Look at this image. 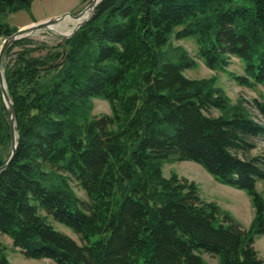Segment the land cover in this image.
Wrapping results in <instances>:
<instances>
[{
  "label": "trees",
  "instance_id": "trees-1",
  "mask_svg": "<svg viewBox=\"0 0 264 264\" xmlns=\"http://www.w3.org/2000/svg\"><path fill=\"white\" fill-rule=\"evenodd\" d=\"M30 2L0 0V37L17 29L2 16ZM173 37L193 39L196 57ZM30 43L16 40L3 59L19 49L2 59L17 144L0 171V232L14 247L55 264H208L201 253L264 264L254 247L264 234L256 187L264 161L248 156L264 123L244 99L232 102L217 76L185 75L199 58L238 84L264 85V0H99L68 38ZM233 55L243 74L228 69ZM95 97L109 114H93ZM253 105L264 118V99ZM0 146L8 149L1 165L10 152L3 103ZM182 160L245 190L254 208L247 228L194 180L163 174L165 162ZM0 264H12L1 241Z\"/></svg>",
  "mask_w": 264,
  "mask_h": 264
},
{
  "label": "rangeland",
  "instance_id": "rangeland-1",
  "mask_svg": "<svg viewBox=\"0 0 264 264\" xmlns=\"http://www.w3.org/2000/svg\"><path fill=\"white\" fill-rule=\"evenodd\" d=\"M89 1L90 0H31L30 5L27 8L7 12L4 16H2V18H4V20L9 23L11 27L19 29L25 25L42 21L64 12L78 13L89 3ZM76 22L77 20L68 16L54 25V30H37L29 36L32 41L30 45L44 43L48 46H53L61 37V35L56 31L67 33L73 28ZM3 40L4 37H0L1 43ZM172 43L174 45L183 46L191 55L196 57L197 48L193 39H177L173 37ZM17 49H19V46H15L9 55L5 56L3 60L7 61L8 58L11 57L12 53H14ZM230 59L231 62L228 69L235 74H243V63L239 60V58L233 55ZM196 60L197 66L192 69H186V76L190 78L209 77L212 75L217 76V85H219L226 92L231 101L236 102L238 98L244 99L246 101L245 105H247V107L251 110L253 119L259 123H264V118L253 105L254 99H264V85L256 84L253 86H245L238 84L233 78H231V76H229V74L219 70L210 69L199 58H196ZM92 101L94 105L93 114L100 115L110 113V106L107 100L95 97ZM2 103L4 104L0 92V107L2 106ZM252 141L254 142L255 147L249 152L248 156L258 155L264 161V136H255L252 138ZM7 152V148L0 146L1 156L5 155ZM173 171L178 173L180 176L194 180L198 184L200 194L203 198L217 202V204H219L223 209L237 218L243 227H248L254 215V208L251 199L245 190L215 179L201 164L192 160L175 161L172 163L165 162L163 165V174L165 176H169ZM72 186L77 195L83 201L88 202L89 198L86 192L75 181L72 182ZM256 187L259 193L264 197V179L258 180ZM51 222L56 228L66 232L75 239L78 238V235L72 232L68 227L52 219ZM0 241L6 245L7 257L12 264H55L48 258L35 259L25 257L20 252L19 248L14 247L12 240L1 232ZM254 247L257 249L258 254L263 259L264 263V234L256 236ZM201 256L208 264H221L219 257L216 255L201 253Z\"/></svg>",
  "mask_w": 264,
  "mask_h": 264
},
{
  "label": "water",
  "instance_id": "water-1",
  "mask_svg": "<svg viewBox=\"0 0 264 264\" xmlns=\"http://www.w3.org/2000/svg\"><path fill=\"white\" fill-rule=\"evenodd\" d=\"M98 2L99 0H90L89 3L78 13L64 12L62 14L55 15L47 19H44L42 21H37L29 25H25L17 29L16 31L12 32L10 35L6 36L3 42L1 43L0 45V92L2 95L3 102L6 106V111H7L8 127H9V134H10V152H9V155L6 161L0 165V171L5 169L9 165L11 160L13 159L14 154H15L16 144H17V127H16V122H15V109H14L13 102L7 91V86L5 83V77H4L3 67H2V59H3L5 51L16 40L22 37H29L37 30H41V29L54 30L53 29L54 25H56L58 22H60L61 20L69 16L73 18L74 20H77L73 28L67 33H61L55 30L57 33L61 35V37H63V39L68 38L74 33V31L81 24H83L86 20H88L91 17L94 11V7ZM64 53H65V49L63 50V54L61 58L57 62L53 64H49L48 66L52 67V66L57 65L62 60Z\"/></svg>",
  "mask_w": 264,
  "mask_h": 264
}]
</instances>
